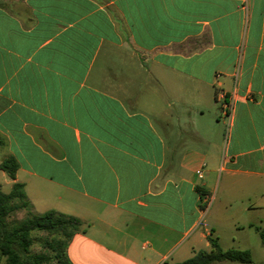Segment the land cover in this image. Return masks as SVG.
<instances>
[{"label":"crops","instance_id":"1","mask_svg":"<svg viewBox=\"0 0 264 264\" xmlns=\"http://www.w3.org/2000/svg\"><path fill=\"white\" fill-rule=\"evenodd\" d=\"M217 108L230 139L241 131L234 149L207 121ZM259 130L264 0H0V164H18L1 189L83 222L72 264L194 257L221 184L223 203L245 190L263 211Z\"/></svg>","mask_w":264,"mask_h":264},{"label":"trees","instance_id":"2","mask_svg":"<svg viewBox=\"0 0 264 264\" xmlns=\"http://www.w3.org/2000/svg\"><path fill=\"white\" fill-rule=\"evenodd\" d=\"M12 179H16L18 164L9 158L0 164ZM202 197L205 193L199 189ZM24 185L16 183L10 193L2 191L0 185V264H72L67 248L73 237L83 226V222L73 216L56 211L43 214L29 212L27 218L15 220L14 216L22 210H30ZM205 210L207 203L201 205ZM264 244V230L261 232ZM213 251H200L194 257L176 264H216L230 261L250 264L253 262L249 251L223 250L217 239L209 237ZM39 243L41 250L34 245Z\"/></svg>","mask_w":264,"mask_h":264},{"label":"rangeland","instance_id":"3","mask_svg":"<svg viewBox=\"0 0 264 264\" xmlns=\"http://www.w3.org/2000/svg\"><path fill=\"white\" fill-rule=\"evenodd\" d=\"M207 57V56H206ZM216 113H209L207 115V121L217 123L215 116L221 117L222 121V133H223V146L227 147L229 142L231 148L234 149L238 143V139L241 131L235 130L233 136L230 139V122L225 116H222L223 110L217 108ZM249 132V131H248ZM260 135L263 130L257 131ZM246 134V131H245ZM225 136V138H224ZM242 150L255 149L258 147V141L255 138V132H251L248 140L245 143L240 144ZM1 175V174H0ZM238 178V176L236 177ZM222 184L220 189L212 194L206 214L200 223L199 232L203 233L205 229L214 227L216 233H211L212 238L217 239L220 247L226 250H239L249 251L252 255L253 262L250 264H264V244L261 236V232L264 230V223L260 220L264 217L262 213L264 210H260L259 204H261V195L250 193L249 191L240 190L234 191L229 195L230 201L223 203L221 200ZM229 204V205H228ZM248 208H252L251 212ZM29 211L22 210L18 212L13 219L23 220L28 217ZM249 224H253L251 228ZM206 241H202V251H213L212 245L205 248ZM205 248V249H204ZM36 251L41 250L39 243L34 245ZM216 264H245L238 262L224 261Z\"/></svg>","mask_w":264,"mask_h":264},{"label":"built area","instance_id":"4","mask_svg":"<svg viewBox=\"0 0 264 264\" xmlns=\"http://www.w3.org/2000/svg\"><path fill=\"white\" fill-rule=\"evenodd\" d=\"M222 96L224 97V94H222ZM225 106H226V108H227V107L229 108V105L226 104V103H225ZM199 176H200V178H202V177H203V173L201 172ZM208 205H209V203L207 202V206H208Z\"/></svg>","mask_w":264,"mask_h":264}]
</instances>
